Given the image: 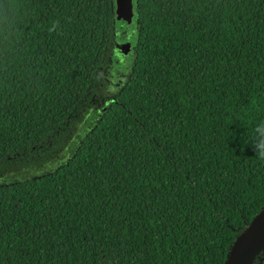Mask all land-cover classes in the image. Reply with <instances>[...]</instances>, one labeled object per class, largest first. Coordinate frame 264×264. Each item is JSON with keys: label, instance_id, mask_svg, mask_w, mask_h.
<instances>
[{"label": "trees", "instance_id": "obj_1", "mask_svg": "<svg viewBox=\"0 0 264 264\" xmlns=\"http://www.w3.org/2000/svg\"><path fill=\"white\" fill-rule=\"evenodd\" d=\"M131 5L0 0V264H226L264 207V0Z\"/></svg>", "mask_w": 264, "mask_h": 264}, {"label": "water", "instance_id": "obj_2", "mask_svg": "<svg viewBox=\"0 0 264 264\" xmlns=\"http://www.w3.org/2000/svg\"><path fill=\"white\" fill-rule=\"evenodd\" d=\"M115 20L130 22L132 16L131 0H114ZM128 49L129 43H119L117 47ZM264 242V207L253 217L247 231L239 234L229 250L226 264H249L254 252Z\"/></svg>", "mask_w": 264, "mask_h": 264}, {"label": "rangeland", "instance_id": "obj_3", "mask_svg": "<svg viewBox=\"0 0 264 264\" xmlns=\"http://www.w3.org/2000/svg\"><path fill=\"white\" fill-rule=\"evenodd\" d=\"M126 25L128 26V23H126ZM126 25L121 21L114 22L115 39L117 45L123 42H128L130 44L129 39L128 41H125L128 38L126 36L128 35V32L124 28L126 27ZM130 25H131L130 27L134 26L132 22L130 23ZM121 49H122L121 51H118L116 47L117 51L116 53H114L113 56H111V63L106 74L108 80V89L110 91L114 89L116 81H118L121 78V76L128 70L130 65V61H131V57L129 53L130 46L128 47V49H126L122 45Z\"/></svg>", "mask_w": 264, "mask_h": 264}, {"label": "clouds", "instance_id": "obj_4", "mask_svg": "<svg viewBox=\"0 0 264 264\" xmlns=\"http://www.w3.org/2000/svg\"><path fill=\"white\" fill-rule=\"evenodd\" d=\"M9 23V17L6 12H0V25H7ZM56 25H53L49 31L54 30ZM246 144H250L255 157L264 161V119L255 123L252 127L251 135L246 139Z\"/></svg>", "mask_w": 264, "mask_h": 264}]
</instances>
